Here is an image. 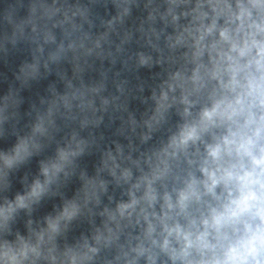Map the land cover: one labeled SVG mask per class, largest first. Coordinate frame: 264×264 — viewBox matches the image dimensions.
<instances>
[{
	"label": "water",
	"instance_id": "1",
	"mask_svg": "<svg viewBox=\"0 0 264 264\" xmlns=\"http://www.w3.org/2000/svg\"><path fill=\"white\" fill-rule=\"evenodd\" d=\"M0 264H264V0H0Z\"/></svg>",
	"mask_w": 264,
	"mask_h": 264
},
{
	"label": "clouds",
	"instance_id": "2",
	"mask_svg": "<svg viewBox=\"0 0 264 264\" xmlns=\"http://www.w3.org/2000/svg\"><path fill=\"white\" fill-rule=\"evenodd\" d=\"M221 37L222 38H226V33L224 31L221 32ZM187 135H188V137L193 136L194 135V130L190 131ZM213 155H215V152H213ZM123 207H130V205H125Z\"/></svg>",
	"mask_w": 264,
	"mask_h": 264
}]
</instances>
